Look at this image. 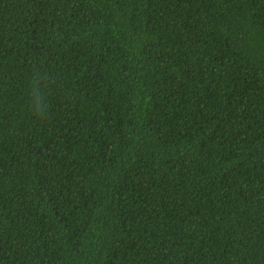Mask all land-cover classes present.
Here are the masks:
<instances>
[{"label":"trees","instance_id":"obj_1","mask_svg":"<svg viewBox=\"0 0 264 264\" xmlns=\"http://www.w3.org/2000/svg\"><path fill=\"white\" fill-rule=\"evenodd\" d=\"M0 264H264V0H0Z\"/></svg>","mask_w":264,"mask_h":264},{"label":"clouds","instance_id":"obj_2","mask_svg":"<svg viewBox=\"0 0 264 264\" xmlns=\"http://www.w3.org/2000/svg\"><path fill=\"white\" fill-rule=\"evenodd\" d=\"M34 114L39 116L40 112H37V111L34 110Z\"/></svg>","mask_w":264,"mask_h":264}]
</instances>
